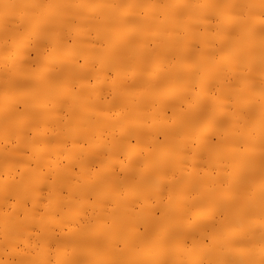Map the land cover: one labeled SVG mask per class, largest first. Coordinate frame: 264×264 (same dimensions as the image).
<instances>
[{"label": "bare ground", "instance_id": "6f19581e", "mask_svg": "<svg viewBox=\"0 0 264 264\" xmlns=\"http://www.w3.org/2000/svg\"><path fill=\"white\" fill-rule=\"evenodd\" d=\"M0 264H264V0H0Z\"/></svg>", "mask_w": 264, "mask_h": 264}]
</instances>
